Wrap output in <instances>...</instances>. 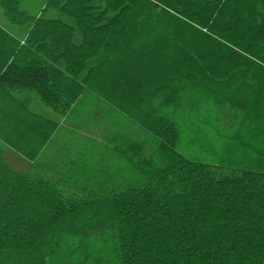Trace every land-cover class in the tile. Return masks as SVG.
<instances>
[{
    "label": "trees",
    "instance_id": "obj_1",
    "mask_svg": "<svg viewBox=\"0 0 264 264\" xmlns=\"http://www.w3.org/2000/svg\"><path fill=\"white\" fill-rule=\"evenodd\" d=\"M0 9V264H264V0Z\"/></svg>",
    "mask_w": 264,
    "mask_h": 264
},
{
    "label": "crops",
    "instance_id": "obj_2",
    "mask_svg": "<svg viewBox=\"0 0 264 264\" xmlns=\"http://www.w3.org/2000/svg\"><path fill=\"white\" fill-rule=\"evenodd\" d=\"M50 115V114H49ZM60 123V120H59ZM68 127V126H67ZM70 128V127H68ZM77 137L75 139H72V145L74 147L76 146L75 142L80 143H86L87 145H93L94 147V140L91 137L90 134L86 135L81 131H76ZM64 130L63 128L60 129V126L57 128L52 140L48 143V145L43 149V151L40 153V155L36 158L34 161V164L38 166L40 169L44 170L47 173L56 175L58 178H60V181L67 185L68 187H71L72 189L76 190L79 193H94L97 190V178L96 176L89 174L87 172L88 164L84 161H80L76 163L75 165L71 166L70 168H57V170L54 171L51 167L57 163L60 166V163L64 161V157L62 154V149L65 148L66 144L70 143L65 139V136H63ZM77 140V141H75ZM80 145V144H79ZM14 155H16L14 152L10 150H6ZM19 157L18 155H16ZM113 159V157L111 156ZM20 159V158H19ZM22 159V158H21ZM23 160V159H22ZM94 161V160H93ZM119 161V160H116ZM23 162L26 163V167H28V162L23 160ZM120 166L122 167L123 164ZM16 168V167H14ZM17 169V168H16ZM126 170V167L124 168V171ZM74 178L75 180H72ZM70 180V182L68 181Z\"/></svg>",
    "mask_w": 264,
    "mask_h": 264
},
{
    "label": "rangeland",
    "instance_id": "obj_3",
    "mask_svg": "<svg viewBox=\"0 0 264 264\" xmlns=\"http://www.w3.org/2000/svg\"><path fill=\"white\" fill-rule=\"evenodd\" d=\"M96 1H99V0H96ZM47 16H55V13H52V12H48ZM4 21L3 17H2V12H1V9H0V24ZM53 48L57 47L56 46V43H53ZM41 110V109H40ZM232 116H227L224 120V125H228L231 121H232ZM93 133L92 134H95L96 131H92ZM97 135V134H95ZM101 142V141H100ZM20 157H17L16 155H14L13 153L9 152V151H5V159H6V162L12 166L13 168L16 167L17 169H25L26 167V163L23 162V160L20 158Z\"/></svg>",
    "mask_w": 264,
    "mask_h": 264
}]
</instances>
